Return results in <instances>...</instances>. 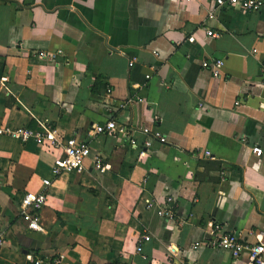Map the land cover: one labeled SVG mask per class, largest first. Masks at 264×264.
<instances>
[{
	"label": "crops",
	"instance_id": "obj_1",
	"mask_svg": "<svg viewBox=\"0 0 264 264\" xmlns=\"http://www.w3.org/2000/svg\"><path fill=\"white\" fill-rule=\"evenodd\" d=\"M215 59L219 78L202 66ZM108 120L117 130L96 133ZM0 126L90 150L81 171L53 177L59 149L0 135V264H247L195 243L209 222L243 244L264 238V5L0 0ZM42 190L32 231L21 199Z\"/></svg>",
	"mask_w": 264,
	"mask_h": 264
},
{
	"label": "built area",
	"instance_id": "obj_2",
	"mask_svg": "<svg viewBox=\"0 0 264 264\" xmlns=\"http://www.w3.org/2000/svg\"><path fill=\"white\" fill-rule=\"evenodd\" d=\"M215 4L218 8L223 6L241 5L247 11H259L264 5V0H215ZM213 14H209L212 17ZM208 35H213L211 30H207ZM42 56L44 54H41ZM50 58H54V55H48ZM203 67H209L214 78H219L220 69L222 67V61L215 59L212 62L204 60L202 62ZM124 104L120 105L122 107ZM120 132H124L129 139L131 144H135L133 138L132 128L122 126L118 128ZM117 126L114 120H108L103 125L95 127L96 133H108L116 131ZM0 135H13L19 138L22 142H26L30 139L36 140L42 144H46L50 148L59 149L61 154L56 156L53 160V166L51 175L57 177L62 173H69L73 171H81L85 159L89 156V146L85 141L79 140L76 136L64 137L59 134L56 130L48 128L47 130H31L28 128H9L0 126ZM253 152L257 155L261 154V148L254 146ZM101 160L96 159V165L101 171H104L107 166L101 165ZM44 188L51 184V179L42 180ZM45 202L44 191L37 193L27 192L22 196L21 199V213L28 220L27 228L32 231L41 230V216L40 210ZM210 227L209 238L200 244L196 242L195 245H204L214 248H219L223 251L229 252L234 258L238 257L241 252L245 251L248 254L247 264H264V238L262 234L256 235V242L253 244H243L238 238L230 232H224L218 223H208ZM5 241L4 232L0 229V248L3 246ZM138 251L141 250L139 246ZM62 255H58L53 258H47L48 264H58L62 259ZM26 258L33 264H42L44 260L39 257H35L32 254H27Z\"/></svg>",
	"mask_w": 264,
	"mask_h": 264
}]
</instances>
